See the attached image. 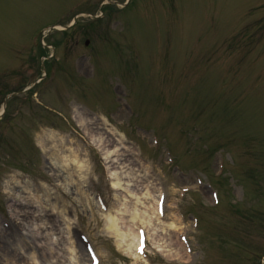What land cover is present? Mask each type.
Segmentation results:
<instances>
[{"label":"rangeland","instance_id":"obj_1","mask_svg":"<svg viewBox=\"0 0 264 264\" xmlns=\"http://www.w3.org/2000/svg\"><path fill=\"white\" fill-rule=\"evenodd\" d=\"M103 1L0 0V264L264 263V0Z\"/></svg>","mask_w":264,"mask_h":264},{"label":"bare ground","instance_id":"obj_2","mask_svg":"<svg viewBox=\"0 0 264 264\" xmlns=\"http://www.w3.org/2000/svg\"><path fill=\"white\" fill-rule=\"evenodd\" d=\"M83 121H84V119H83ZM80 124H82V122ZM62 152L64 153L63 150H62ZM105 154H107V155H105V158L107 159L108 155H109V152H107V153L105 152ZM62 159H63V162L65 163V167H67L70 162H73V163L76 162L78 164L79 168L82 167V163L80 161H78V156L75 155V151L74 150L73 151H69L68 150V152L65 153V155L62 157ZM68 168H67V170H68ZM70 177H71V174H68L67 178L69 179ZM113 177H114V173H113ZM112 186H113V188L115 190H117L119 187H122L123 185L121 184V180L120 179L114 178ZM44 187L47 190L48 186L44 184ZM126 189H127V187H126ZM50 190H52V189L50 188ZM147 193H148L147 195H149V196L151 195V193L149 191H147ZM145 195H146V193H145ZM34 197L37 200H39V198H40L37 194H35ZM152 197H153V202L154 203L152 205H150L151 208L148 210L149 212L147 211L148 212L147 214L150 215L151 217H152V213L150 214V211H153L155 213V211H156V201H157V196L156 197L152 196ZM121 205L123 206L124 203H121ZM121 209H122V207H119L117 209V211H121ZM146 209L144 210L145 212H146ZM137 213H139V210L137 208H134V212H133L132 218L136 217L138 215ZM151 217H149V220L151 219ZM109 218H110L109 229L112 230L113 231L112 233L115 235V238H116L115 240H116V244H117L118 248L121 250V252L125 256L131 257V258H137L135 252H133V247L136 245V240H137V230H134V229H132L131 226H129L125 232H123V231L120 232V229H118V226H117L118 223L116 222L117 219L114 218V217H112V218L109 217ZM169 226L170 227L171 226L172 227L175 226V221L173 220V222L170 223ZM127 237H129L128 241L125 240ZM76 264H78V263H76Z\"/></svg>","mask_w":264,"mask_h":264}]
</instances>
